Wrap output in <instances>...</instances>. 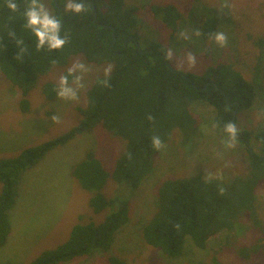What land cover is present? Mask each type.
Instances as JSON below:
<instances>
[{
  "label": "trees",
  "instance_id": "trees-1",
  "mask_svg": "<svg viewBox=\"0 0 264 264\" xmlns=\"http://www.w3.org/2000/svg\"><path fill=\"white\" fill-rule=\"evenodd\" d=\"M57 1L60 12L54 0L53 5L55 17L61 22L58 31L67 42L63 48L50 50L47 41L38 49L37 38L25 27L23 12L29 0H15L17 12L6 6V0H0V72L20 91V109L29 111L28 96L41 79L57 67H67L75 57L98 65L109 64L111 71L93 79L86 104L78 108L75 125L16 155L0 158V247L9 237V213L28 169L54 149L98 127L121 139L124 147L112 169L93 148L76 162L72 176L91 193L88 203L92 211L104 216L99 220L79 219L63 243L42 251L30 264H62L109 252L117 233L129 222L131 195L155 169L160 151L174 137L185 146L199 134L201 121L192 106L198 102L210 104L215 110L214 122L229 136L225 125L232 122L237 127L240 113L253 107L263 86L259 64L253 80L225 62L195 73L173 67L168 46L159 40L150 39L149 47H140L139 5L129 6L124 0H74L73 5H85V11L77 13L73 8L66 10L65 0ZM199 6L184 12L173 2H153L149 10L166 24L170 36L185 31L206 42L218 32L222 15L210 4ZM254 41L263 53L264 34ZM69 69H64L62 76L70 82L74 74H69ZM105 79L110 86H104ZM58 90L53 80L42 83L48 100L55 99ZM238 130L236 140L248 148L249 171L226 181L201 173L165 179L158 187L156 210L141 232L145 243L176 258L183 253L188 238L205 248L211 237L237 227L241 216L257 215L256 189L264 183V129ZM153 136L161 139L162 148L153 147ZM253 139L263 150L260 154L250 152ZM109 182L118 186L114 194L105 191ZM220 187L225 189L223 194ZM238 252L250 261L264 256V245L241 247ZM107 263L130 264L117 254H110Z\"/></svg>",
  "mask_w": 264,
  "mask_h": 264
},
{
  "label": "rangeland",
  "instance_id": "rangeland-1",
  "mask_svg": "<svg viewBox=\"0 0 264 264\" xmlns=\"http://www.w3.org/2000/svg\"><path fill=\"white\" fill-rule=\"evenodd\" d=\"M65 1L69 11L74 0ZM201 1L124 0L129 6H141L138 13L142 37L140 47H149L150 39L159 40L168 46L171 65L177 69L201 73L208 66L225 62L242 71L248 80H253L259 64L263 86L253 107L240 113L237 128L264 129V52L260 53L254 41L258 35L264 34V0ZM153 2H173L184 12L203 3L216 7L222 15L218 32L227 36V44L221 47L214 36L204 42L185 31L170 36L166 24L149 10ZM41 4L44 5L41 14L48 10L56 16L53 0H40L38 7ZM189 53L195 57L194 63L190 62ZM74 65V78L69 87L76 90L78 99L45 98L42 83L53 80L59 85L64 69ZM109 66L75 57L67 67L55 68L30 92V110L27 112L20 109V91L0 72V158L16 155L24 148L52 139L75 125L79 119L78 108L86 104L87 90L93 79L104 74ZM76 77H82V87L75 82ZM192 109L201 121L199 134L185 146L174 137L160 151L155 169L131 195L129 222L117 233L111 250L62 264H108L110 254L120 255L130 264H264L263 255L248 261L238 252L241 247L257 243L264 245V183L256 189L257 215L253 218L241 216L237 227L211 237L205 248L196 246L188 238L183 253L173 258L143 240L142 229L156 210L158 187L165 179L201 173L226 181L244 175L250 169L247 146L235 140L232 142L234 147H227L230 138L214 122V108L206 102H198ZM53 116L59 117V123L53 121ZM123 147L121 139L98 127L77 136L64 147L54 149L28 169L23 174L19 196L9 213L11 230L7 242L0 247V264H30L42 251L63 243L79 219H101L104 214L97 215L92 211L88 203L91 193L74 179L72 169L89 148L95 149L97 156L112 169ZM251 147L257 154L263 152L254 139ZM117 188L115 182H109L105 191L114 194Z\"/></svg>",
  "mask_w": 264,
  "mask_h": 264
},
{
  "label": "clouds",
  "instance_id": "clouds-1",
  "mask_svg": "<svg viewBox=\"0 0 264 264\" xmlns=\"http://www.w3.org/2000/svg\"><path fill=\"white\" fill-rule=\"evenodd\" d=\"M6 6L12 11L17 12L18 11V4L15 2V0H6ZM69 7H72L73 10L77 13H81L85 11V5L81 3H77L75 5H70ZM44 8V5L37 6V0H29V4L26 8V10L23 12V16L25 17V27L30 29L32 33L37 38V48L42 49L45 45V42L47 41L49 43V49L55 50L63 48L64 45L67 42V38H61L59 34V29L61 22L56 19V17L49 13V11H44L43 14H41V10ZM199 35V32L196 33ZM214 40L221 46H225L227 44V36L222 33L218 32L214 35ZM168 58H171V51L167 53ZM189 60L190 62H195V57L189 53ZM80 67H83V64H79ZM76 65H74L72 68H70L69 74H74ZM111 67L109 66L108 69L105 70L106 76L110 73ZM82 77H76L75 82L79 87H82L83 85L80 84ZM105 87L110 86L107 79H105L103 82ZM59 89L57 92V95L60 98L64 99H78L77 92L74 88L69 87V81L67 76H62L59 81ZM53 121L59 123V117L53 116ZM149 119H153V117L149 116ZM224 130L229 134L230 140L227 142V147H234L233 141L237 138V132L239 131L236 125L232 122H229L225 125ZM152 145L155 149H160L163 147V142L158 136L152 137ZM220 193L223 194L225 192L224 187H220L219 189ZM179 227V226H177Z\"/></svg>",
  "mask_w": 264,
  "mask_h": 264
},
{
  "label": "water",
  "instance_id": "water-1",
  "mask_svg": "<svg viewBox=\"0 0 264 264\" xmlns=\"http://www.w3.org/2000/svg\"><path fill=\"white\" fill-rule=\"evenodd\" d=\"M54 1H55L56 5L58 6V12H60V7H59V3H58V1H57V0H54ZM82 1H83V0H82ZM95 15H96V14H95ZM233 121H234V119H233ZM249 149H250L251 154L253 155V150H252L251 146H249Z\"/></svg>",
  "mask_w": 264,
  "mask_h": 264
}]
</instances>
